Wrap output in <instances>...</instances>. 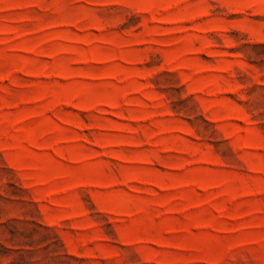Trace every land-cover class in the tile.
I'll return each instance as SVG.
<instances>
[{"label":"rangeland","instance_id":"374dc122","mask_svg":"<svg viewBox=\"0 0 264 264\" xmlns=\"http://www.w3.org/2000/svg\"><path fill=\"white\" fill-rule=\"evenodd\" d=\"M0 264H264V0H0Z\"/></svg>","mask_w":264,"mask_h":264}]
</instances>
